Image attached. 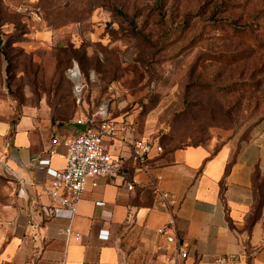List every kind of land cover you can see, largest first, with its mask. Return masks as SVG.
I'll list each match as a JSON object with an SVG mask.
<instances>
[{"label": "rangeland", "instance_id": "rangeland-1", "mask_svg": "<svg viewBox=\"0 0 264 264\" xmlns=\"http://www.w3.org/2000/svg\"><path fill=\"white\" fill-rule=\"evenodd\" d=\"M105 102L165 153L238 147L264 121V0H0V118L75 126ZM18 193L0 172V231Z\"/></svg>", "mask_w": 264, "mask_h": 264}, {"label": "crops", "instance_id": "crops-1", "mask_svg": "<svg viewBox=\"0 0 264 264\" xmlns=\"http://www.w3.org/2000/svg\"><path fill=\"white\" fill-rule=\"evenodd\" d=\"M128 122L127 135L110 141L111 151L127 158L125 178H90L73 211L55 206L46 168L33 158L64 168V141L85 126L54 123L46 110L41 118L27 110L14 123L0 118V172L12 176L19 192L0 231V264H174L173 248L158 233L168 225L189 253L177 264H264V121L238 147L184 145L154 153L148 170H139L131 157L129 139L139 137ZM157 178L176 197L173 223L155 205ZM257 183L262 185L258 209ZM69 226L79 240L62 233ZM221 256L235 262H215Z\"/></svg>", "mask_w": 264, "mask_h": 264}, {"label": "built area", "instance_id": "built-area-1", "mask_svg": "<svg viewBox=\"0 0 264 264\" xmlns=\"http://www.w3.org/2000/svg\"><path fill=\"white\" fill-rule=\"evenodd\" d=\"M76 83L78 92L85 90V79L81 72L75 77H71ZM81 101V99H79ZM79 125H84L85 129L80 131L72 138L66 139V165L64 168L55 169L50 167L49 159L33 158L38 165L46 168L49 177V194L55 206L68 207L76 211L77 204L80 201L83 191L87 186L88 180L99 177L121 176L125 178L123 168L127 158L122 154H115L110 149V141L126 136L130 123L128 120H119L111 115V110L107 102L101 104L92 114L82 113L77 119ZM54 144L59 143V139H52ZM131 157L137 164L139 170H148L151 156L164 152L160 142L151 137H130ZM54 152L50 149L48 156ZM14 175V173H9ZM159 178L153 182V194L155 195V205L158 209L168 212L171 215L170 223H173L177 213V200L174 194L163 189L159 185ZM95 186L97 181L93 183ZM129 190L134 188V183H127ZM23 194L24 190L20 189ZM104 202H98L103 204ZM62 233L66 236H74L76 240L80 239L75 234L72 227H66ZM158 233L166 238L169 247L173 248L175 253V263L178 259H185L189 253L186 249L185 242L171 231V226H164L158 229ZM235 262V259L228 256H221L215 259V262ZM235 264H239L235 262Z\"/></svg>", "mask_w": 264, "mask_h": 264}, {"label": "trees", "instance_id": "trees-1", "mask_svg": "<svg viewBox=\"0 0 264 264\" xmlns=\"http://www.w3.org/2000/svg\"><path fill=\"white\" fill-rule=\"evenodd\" d=\"M230 24H233V25H235V27H237L238 28V30H239V32L240 33H246V32H249V29H251V28H249L248 26L249 25H242L241 23H237V21L236 22H233V21H231V22H229ZM249 82L248 81H241V83H240V85L241 86H244V85H247ZM16 120H13V123L15 122ZM12 177V176H11ZM261 187H262V185L260 184V183H257V185H256V190H257V194H258V204H257V209L260 207V205H261V203H262V198H261Z\"/></svg>", "mask_w": 264, "mask_h": 264}, {"label": "bare ground", "instance_id": "bare-ground-1", "mask_svg": "<svg viewBox=\"0 0 264 264\" xmlns=\"http://www.w3.org/2000/svg\"><path fill=\"white\" fill-rule=\"evenodd\" d=\"M79 68H78V70H76V69H70V76L71 77H75V76H77L78 74H79Z\"/></svg>", "mask_w": 264, "mask_h": 264}]
</instances>
